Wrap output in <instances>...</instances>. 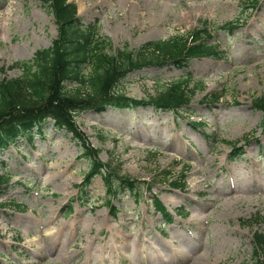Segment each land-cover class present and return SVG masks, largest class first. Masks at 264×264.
I'll return each instance as SVG.
<instances>
[{"label": "rangeland", "instance_id": "1", "mask_svg": "<svg viewBox=\"0 0 264 264\" xmlns=\"http://www.w3.org/2000/svg\"><path fill=\"white\" fill-rule=\"evenodd\" d=\"M260 1L253 9L248 0H69L81 24L109 42L108 51L138 53L206 29L223 54L185 68L147 66L117 88L151 99L189 75L196 93L186 110H90L76 118L79 137L50 120L33 140L0 150V175L11 177L0 186V264L253 260V235L264 233L263 113L252 106L264 97ZM58 33L41 1L0 0V81L22 78L17 64L53 47ZM237 142L244 155L233 160ZM95 157L145 184L138 194L109 199L100 176L86 186ZM153 200L173 216L170 225Z\"/></svg>", "mask_w": 264, "mask_h": 264}, {"label": "trees", "instance_id": "2", "mask_svg": "<svg viewBox=\"0 0 264 264\" xmlns=\"http://www.w3.org/2000/svg\"><path fill=\"white\" fill-rule=\"evenodd\" d=\"M39 1L54 15L58 38L53 47L37 52L32 62L17 64L23 70L22 78L0 81V150L23 138L33 140L36 131L42 133L50 120L54 121L56 129H64L79 137L76 118L90 110L99 114L108 108L130 110L145 106L173 113L186 110L196 93L195 87L189 88L192 79L189 75L172 82L151 99H133L117 88L133 71H140L144 67L171 62L176 67L185 68L193 59H220L222 53L209 43L208 38L212 36L205 29L186 37L147 44L138 53L128 49L108 51L109 42L99 40L93 35L94 30L81 24L76 5L69 3V0ZM248 1L253 9L258 8L261 2ZM68 83H71L72 89L67 86ZM252 106L263 113L261 127L264 132V97H256ZM238 144H231L234 159L244 154ZM92 162L85 177L86 186L91 185L94 177L100 176L109 199L121 193L138 194L145 184L121 175L119 167L113 166L114 162L101 163L96 157ZM10 181L8 174L0 175V186H8ZM175 185L178 187V184ZM153 203L171 223L172 216L166 213L162 204L157 200H153ZM111 211L116 213L115 207ZM253 243L254 258L246 264H264V233L256 232Z\"/></svg>", "mask_w": 264, "mask_h": 264}, {"label": "bare ground", "instance_id": "3", "mask_svg": "<svg viewBox=\"0 0 264 264\" xmlns=\"http://www.w3.org/2000/svg\"><path fill=\"white\" fill-rule=\"evenodd\" d=\"M189 15V14H188ZM52 235V234H51ZM51 239L53 238V235L52 236H49ZM161 263H163V262H161Z\"/></svg>", "mask_w": 264, "mask_h": 264}]
</instances>
